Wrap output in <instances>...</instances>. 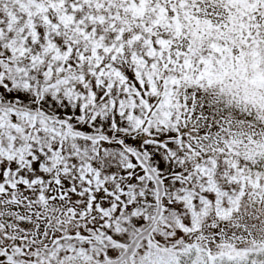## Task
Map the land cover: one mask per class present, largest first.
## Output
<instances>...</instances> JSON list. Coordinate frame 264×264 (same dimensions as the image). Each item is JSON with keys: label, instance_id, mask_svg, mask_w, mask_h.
<instances>
[{"label": "snow or ice", "instance_id": "obj_1", "mask_svg": "<svg viewBox=\"0 0 264 264\" xmlns=\"http://www.w3.org/2000/svg\"><path fill=\"white\" fill-rule=\"evenodd\" d=\"M0 264H264V0H0Z\"/></svg>", "mask_w": 264, "mask_h": 264}]
</instances>
